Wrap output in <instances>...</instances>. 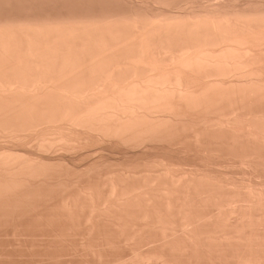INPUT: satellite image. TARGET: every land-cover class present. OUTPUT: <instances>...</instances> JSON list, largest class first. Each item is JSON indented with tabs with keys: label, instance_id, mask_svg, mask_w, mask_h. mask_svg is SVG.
<instances>
[{
	"label": "bare ground",
	"instance_id": "1",
	"mask_svg": "<svg viewBox=\"0 0 264 264\" xmlns=\"http://www.w3.org/2000/svg\"><path fill=\"white\" fill-rule=\"evenodd\" d=\"M221 137L224 142L219 145L220 143L217 144L216 141L221 142ZM209 139L212 144L210 141L208 143ZM91 141L93 142L91 143ZM157 143H162L161 146L165 144L167 145L166 148L176 150V152H183L184 155L177 157L182 159L185 156V160L182 159L185 162L190 161H186V159H194L190 157L194 151V153L202 154L201 156L205 159L202 161L200 159L202 157H198L196 154L198 158L195 157L200 159L201 164L199 165V161L197 164H188L187 162L185 164H188V167L182 163V160H179V163L182 164L175 166L173 164H179L176 163L178 161L174 160V162L172 159H168L166 162L167 158L164 159L157 155V157L151 155L154 157L142 158L143 160L137 158L139 161L133 156V160L135 159L136 162H126L124 157L121 158L123 162L115 161V159L114 161L118 162L115 168L108 167L110 166L109 161H111L107 162L108 158L105 162L109 165H104L105 162H100L101 158H98L99 160L95 159L90 161L89 165L86 164L85 169L77 166L80 167V171L76 165L72 167L70 164V162L74 163V159L78 158L77 156L81 157L84 151L87 152L86 147L88 146L92 147V150L95 149L93 148L94 145L96 148L107 145L108 149L110 144L112 147L113 145L117 146L116 149L122 145V148L127 150L128 147L135 149L139 146L148 149L152 145H158ZM101 144L102 146H100ZM20 146H24L25 149L27 147L29 150L20 151ZM221 146H224L223 149L226 147L224 149L228 158L226 160L220 159L222 158L220 152H224ZM54 151L56 153L61 151L63 157ZM62 152L65 155L68 154L70 161L66 158L68 156L64 157ZM74 152L75 154L72 155L71 153ZM49 153L54 154L50 155ZM187 154L188 156H186ZM222 154L224 155V153ZM103 156L105 155H101V157ZM107 157L109 156L107 155ZM216 157L222 161H217ZM197 159H194L193 162L195 163ZM102 160L105 159L102 158ZM130 160L132 161V159ZM171 160L174 163L169 162ZM115 162L111 164L115 166ZM202 162L208 163V165L204 164L205 167L208 166L206 169H209V165L211 168L222 166L224 169L227 167V170L229 167L240 166L242 169L244 167L250 176L248 175V178L245 176L246 180L239 178V181L235 177L237 181L233 177L225 179L223 176L215 175L213 171L216 169L212 171L210 168L212 174L209 172L210 169L205 171V167L201 166ZM233 168H230L229 171H233ZM241 168L238 167L242 170ZM243 172L245 171L243 170ZM263 172L264 0H0V210L3 211L7 206L12 207L11 205L17 207L11 210H18L19 206L28 205V202L24 201L31 192L35 194V197L41 198L43 196L41 194V196L39 194L36 196L37 192L42 193L41 190L48 192L49 190H73L72 187H75L74 190L77 189L82 192L86 190V193L88 190H92L88 194L82 193L87 195L86 198L85 196L81 197V203H86V205L81 203L79 205L83 207L80 208L81 210L84 209L82 214L79 211L81 215L86 213L85 206L89 209L86 208L88 211H91L90 213L87 212L89 214L86 213V216L84 215L86 221L89 220L92 212V217L95 215V211H92L91 207H94L96 203L95 207L100 211L96 210L100 215L96 214L99 221L108 219L106 217L109 214L116 213L117 206L121 211L124 209L121 207L129 204L131 210L137 212L136 209H138V213L144 207L143 212L141 211L139 214L141 219L142 215H147L149 210L152 216L155 214L152 217L148 212V217L152 219L147 216L143 217L145 221L141 222L150 224V228H148L147 224L141 223L147 226V228L144 227L145 232L155 228L158 231L161 227L159 231L163 230L161 235L164 232V236H166L167 227L172 222V217L175 219H173V225L177 227L171 224L169 226L171 231L167 230V232L170 231L169 234L172 232V235L167 234V232V238L159 235L162 242L160 243L161 247L159 246L156 251L154 250L155 255L159 251L164 252L170 244H173L172 247L170 246L172 249L170 254L175 261L180 256L174 255H178L179 252L181 255V251H183L182 256L187 254L185 260L190 263V259L195 260L194 255L197 257L204 255L205 258L210 257L211 259L213 257L217 264L219 262L223 264L227 256H229L227 258L229 263L224 264H231L230 261L232 260L233 264H264V180L260 181L264 178H256L264 177ZM63 175L64 177L66 175L65 178L69 180L64 179ZM85 177L87 178L83 179ZM33 190H37L36 193ZM176 190L182 191L180 194L177 192L179 196H177ZM192 190L197 191L193 192ZM46 191L45 194H48ZM99 191H106L108 194L105 193L110 197L108 199L112 200H106V194H101ZM152 191L155 193L157 191V195ZM198 191L205 193L204 196L200 194L201 199L204 198L202 202L208 201L205 202V205H210V207H206L204 204L202 206V202H199L200 197H197ZM67 192L69 191L64 192V194ZM96 192L102 195L99 194L100 197L106 199L102 200ZM172 192L177 194H174L176 195L174 196L175 200L171 196ZM188 192L189 194H187ZM219 192L225 196L222 197ZM79 193L81 194V192ZM90 193L97 195H95L96 199H92L96 203L91 200L93 194ZM152 193L161 199L154 198ZM190 193L197 196H190ZM23 194H26L24 200ZM61 194L62 197L59 199L63 198ZM82 194L80 196H83ZM147 194L154 198L151 199L154 201L153 205L150 202L151 197H147ZM180 195L185 196V198L189 197L188 201ZM241 195L242 199L245 200H242V203L247 200V204L240 205L239 201L241 200H237L239 202L237 205L236 198L241 199ZM47 197L52 198L51 195ZM47 197L44 198L47 199ZM138 198L140 201H137ZM176 199H180L184 203L178 202L179 200L176 201ZM193 199L196 201L192 203ZM198 199L199 201H197ZM156 200L157 202H155ZM28 201L30 202V200ZM71 201L73 200H70V203ZM91 201L94 203H92L93 205L90 203ZM107 201H110L109 204L103 207ZM101 202L102 204H100ZM111 202H113V207L110 205ZM137 202L144 206L142 205V208L134 207L140 206ZM185 202L190 203L191 206L189 204L188 207ZM75 203V206L70 204V206H74L69 208L71 213L75 212L72 211L77 207ZM154 203H161L158 206L161 207L162 211L168 210L167 214L163 211L165 213L160 219L168 223L167 226L163 222L166 230L156 216L158 214L160 218L161 209ZM209 203L213 205L211 206ZM233 203L236 205L234 206ZM114 204H116V209ZM148 204H151L152 209H149ZM192 204L194 205L193 209L190 208ZM217 204L219 206L217 209L219 210L218 216L224 217L225 215L224 220L219 217L217 219V222L220 221L223 226L219 222V225L216 223L217 213L211 211V207L216 208ZM29 205L31 204L29 203ZM109 205L112 209L108 208ZM174 205L175 208L177 205L176 209H173ZM197 205L200 208L205 207V211L206 208H209L206 211L208 213L205 212L206 216H202L205 215L204 212L203 214L197 213L200 211H198ZM100 206L103 209L106 208L104 212L109 210L108 214L103 212V216H106L105 219H103L101 212L103 209H99ZM63 207L66 208L64 209L67 212L70 211L67 209V204ZM24 208L26 209V207H22V211ZM36 208L38 209V207ZM125 208L127 209H125L126 211L123 210L124 213L130 215L128 206ZM157 208L161 214L156 212ZM179 208L183 209L185 213L182 209L181 212L185 216H183L184 214H182L183 217L180 216ZM194 208L197 209V212ZM93 209L95 210V208ZM144 210L147 212L145 213ZM37 212H35V216ZM169 212L172 214H170L171 218ZM186 213L188 214L186 215ZM191 213L194 218L198 217V219H191ZM6 215L4 213L1 218L6 219L4 218ZM13 215L15 216V214ZM38 215L40 216V214ZM88 215L89 217H87ZM167 216V221H165ZM139 217L136 220H140ZM9 218L11 217L9 216ZM18 218L20 217L18 216ZM26 218L30 217L27 216ZM146 219L153 220L152 223L157 220V224H161L156 225L154 223L152 225ZM40 220L42 221V219ZM56 222L54 223L56 224ZM105 222L109 223L108 220ZM179 223L180 225H178ZM92 225H94L93 222ZM153 226L154 228H152ZM124 228L126 229L125 226ZM124 228L123 232L125 231ZM131 228L134 229L135 227L132 226ZM142 228L141 225L140 231H143ZM173 229L181 232V235L178 233L177 238L171 237L170 239V236L176 234ZM205 229L208 230L209 234L204 231ZM197 230L201 233L205 232V235H201ZM173 231L175 232L174 235ZM196 234L197 238L195 237ZM135 236L137 235L135 234ZM194 237L197 239L196 241ZM128 238L131 241L132 238ZM144 238L142 237L139 241ZM183 238L186 240H182ZM125 239L127 240V238ZM175 239L176 241H174ZM198 240H202L204 244ZM171 241L173 242L171 243ZM197 241L203 246L201 244L200 246L198 244L199 247L194 246ZM176 242H180V244L186 242V245L184 243L179 248L180 244ZM126 243L131 244L130 242ZM189 244L190 246L186 247ZM229 244L233 247L236 245L234 247L236 249L233 248V250L231 245L229 248ZM157 245L159 244L157 243ZM191 246L197 248L194 249ZM220 246H226L225 249H227L225 250ZM237 246L238 251L240 248L242 249L239 251L242 255L238 251L235 252ZM183 247L187 250L190 248L191 256ZM217 247H219L218 253L222 252L220 251L222 249L225 251L218 254ZM210 248L211 251L208 252ZM161 249L163 250L161 251ZM88 250L90 249L88 248ZM232 250L235 254L232 253ZM206 251V254L209 253L210 255L205 256L204 252ZM132 253L134 256V252ZM153 253L149 257L156 258L157 255L155 256ZM216 254L219 256L214 257ZM163 255V253L158 254L160 257H164L166 254ZM168 256L170 257V255ZM168 256L165 258L169 259ZM135 257L138 256L135 255ZM220 257L224 258L221 259ZM122 259L124 258L122 257ZM167 259L162 258L160 263L167 264ZM213 259H211V263L216 264Z\"/></svg>",
	"mask_w": 264,
	"mask_h": 264
},
{
	"label": "rangeland",
	"instance_id": "2",
	"mask_svg": "<svg viewBox=\"0 0 264 264\" xmlns=\"http://www.w3.org/2000/svg\"><path fill=\"white\" fill-rule=\"evenodd\" d=\"M220 139V138H219ZM222 139V140H221ZM221 142L218 140V141H216L217 142V144H218V142L220 143L219 145H221L224 141V139L221 137ZM91 140H92V138H91ZM95 143H96V141L95 140H93ZM93 141H91V143L93 142ZM209 141H210V143H211V140L209 139L208 140V143H209ZM95 143H93V144H95ZM207 143V144H208ZM93 144H90L91 146H93ZM97 144H99V143H97ZM112 144H114V145H116L115 143H112ZM158 145H152V146H150V147H148V149H147V147H141V146H139V147H135V149H130V147H128V149L127 150H130V151H128L127 152V150L126 149H123L122 147V145H120V147H119V144H117L118 145V149H116L117 148V146H114L113 145V147H112V145L110 144V147H111V152H110V147H109V149H108V146L107 145H103L102 146V144L100 145V146H102V147H98V148H96V147H94L93 146V148H95V149H92L91 150V148L92 147H86L87 149H88V151L87 152H85L84 151V149L82 150V151H84V153H82V155H81V157H79V156H77L76 157V155H74L77 159L75 160L74 159V163L73 162H70V164L72 165V167H75V165H76V167L77 166H80V167H84V168H81V169H85L87 166H86V164H90L89 162L91 161L92 162V160L94 161L95 159L97 160L98 158L101 160L100 162H105L106 161V159H107V162L109 161V160H111V161H109V164H110V166H108L109 168L111 167H116L117 165H116V163H118V162H115V161H119V162H123V159H125L126 160V162H136V160H138L137 158H139V159H142V158H148L149 156H150V158L151 157H157V156H161L162 158H164V159H166L167 158V161L166 160H164V161H166V162H168V159H172L173 161L175 160V161H178V162H176V163H179V160L181 161L182 159H184L185 160V156H183L182 157V159L181 158H179V157H177V156H180V155H184V154H182L183 152H179V151H177L176 152V150H171V149H169V148H166V146L167 145H165L164 144V146H165V148H164V146H161V144L162 143H157ZM212 144V143H211ZM211 144H209V145H211ZM89 145V144H88ZM163 145V144H162ZM224 145V144H223ZM97 146V145H96ZM105 146H107L106 148L108 149V151H105V150H107L106 148L104 149V147ZM154 146V147H153ZM157 146V147H156ZM214 146H215V144H214ZM218 145H216V147H217ZM224 146H226V145H224ZM223 146V147H224ZM18 147V146H17ZM21 147V148H20ZM19 147V149H20V151L22 150H24L25 149V147L24 146H20ZM23 147V148H22ZM160 147V148H159ZM162 147V148H161ZM222 147V146H221ZM223 147H222V149H223ZM245 147V146H244ZM249 147V146H248ZM251 147V146H250ZM85 148V147H84ZM121 148V149H120ZM124 148H126L125 146H124ZM146 148V149H145ZM154 148V149H153ZM217 148H219V147H217ZM226 148V147H225ZM224 148V149H225ZM87 149H85V150H87ZM97 149V150H96ZM104 149V150H103ZM124 151H123V150ZM145 149V150H144ZM161 149V150H160ZM223 149V150H224ZM26 151H28L29 149H27V147H26V149H25ZM24 150V151H25ZM121 150V152H119ZM144 150V151H143ZM157 150V151H156ZM159 150V151H158ZM168 150H170L171 151V153H170V151H168ZM220 150V149H219ZM23 151V152H24ZM80 151V150H79ZM82 151H80V152H82ZM115 151V152H114ZM123 151V152H122ZM133 151V152H132ZM161 151V152H160ZM175 151V152H174ZM221 151V150H220ZM226 150H224V152L222 151V152H220L221 154L220 155H222L221 157L222 158H220V159H228L227 158V154H226V152H225ZM55 152V151H54ZM61 152V151H60ZM58 153L59 155H61V153ZM79 152V153H80ZM103 152V153H102ZM106 152V153H105ZM110 152V153H109ZM143 152V153H142ZM166 152V153H165ZM192 152V151H191ZM195 152V151H194ZM191 153V156H190V154H189V156L190 157H193L194 159H197L199 156L200 157H202L200 154H197V153ZM56 153V152H55ZM56 153V154H57ZM77 153H78V150H77ZM88 153V154H87ZM102 153V154H101ZM180 153V154H179ZM222 153H224V155L222 154ZM50 154V153H49ZM52 154H54V153H51L50 155H52ZM62 154L64 155V157H66V155L68 156V154H64L63 152H62ZM72 155L73 154H75V152L74 153H71ZM70 154V155H71ZM105 155V156H103V157H101V155ZM126 154L128 155L127 157H126ZM136 154V155H135ZM162 154V155H161ZM167 154V155H166ZM175 154V155H174ZM177 154H179V155H177ZM196 154L198 155V157L196 156ZM78 155V154H77ZM91 155V156H90ZM107 155L109 156V157H107ZM116 157H115V156ZM138 155V156H137ZM151 155H154V156H151ZM157 155V156H156ZM58 156V155H57ZM62 156V155H61ZM73 156V158H75ZM100 156V157H99ZM135 157V159L133 160V158ZM165 156V157H164ZM171 156V157H170ZM173 156V157H172ZM186 156H188V154L186 155ZM197 158H196V157ZM224 156H226V157H224ZM54 157H56L55 155H54ZM63 157V156H62ZM122 157H124L123 159H121ZM185 157V158H184ZM219 157V156H218ZM218 157H216L217 158V161H219V159H218ZM67 159L68 158H70L69 156L68 157H66ZM72 158V157H71ZM80 158V159H79ZM102 158L103 159H105V160H102ZM79 159V160H78ZM98 159V160H99ZM116 159V160H115ZM118 159V160H117ZM122 160V161H120V160ZM130 159H132V161L130 160ZM194 159H192V158H189V159H186V161L187 160H192V162H190V161H187L188 162V164H197L198 163V161L201 159L202 161H204L203 159H205L204 157H202V158H200V159H197V161L194 163L193 162V160ZM69 160V159H68ZM68 160H66V161H68ZM115 160V161H114ZM143 160V159H142ZM169 161V162H172V163H174L173 161ZM206 160H208V159H206ZM205 160V162H208V161H206ZM58 161V160H57ZM70 161V160H69ZM73 161V160H72ZM76 161V162H75ZM112 161H114L115 162V166L114 165H112V164H114V162H112ZM139 161V160H138ZM141 161V160H140ZM216 161V162H217ZM220 161H222V160H220ZM219 161V162H220ZM224 161V160H223ZM107 162H105L104 163V165L106 164H108ZM187 162H185V161H183L182 160V163L184 164V165H188V164H185V163H187ZM83 163V164H82ZM112 163V164H111ZM182 163H179V164H173V165H180V164H182ZM74 164V165H73ZM108 164V165H109ZM201 164V162L199 161V165ZM205 163H203L202 162V165L201 166H204L205 167V165H208V163L207 164H205ZM103 165V167H105ZM112 165V166H111ZM174 166V167H175ZM189 166V165H188ZM187 166V167H188ZM216 166H219V165H216ZM80 167H77V169H79ZM107 167V166H106ZM107 167V168H108ZM204 167H203V169H204ZM206 167H208V166H206ZM206 167H205V171L208 169H206ZM221 167V168H220ZM236 167V168H235ZM234 168L233 167H229L228 168V170L226 169V168H222V166H219V167H216V168H211L210 167V165H209V169L211 168L212 169V171L214 170V169H216V170H214L213 172H215V175H220L221 177L223 176V178H225V179H229V177L230 178H232L233 177V179L234 180H236L235 178H237V180L239 181L240 179L241 180H246L245 179V176H246V178H248L250 175H249V173H246V170H245V168L243 167V169L240 167V166H235ZM238 167L239 168H241L242 170H240V169H238ZM106 168V169H107ZM108 168V169H109ZM232 169L233 168V171L232 170H230L229 171V169ZM76 169V170H77ZM208 169V170H209ZM211 169L209 170V172H211ZM238 169V170H237ZM75 170V171H76ZM207 170V171H208ZM226 170V171H225ZM243 170L245 171V172H243ZM78 171H80V169L78 170ZM220 171H221V173H220ZM242 172V173H241ZM225 175V176H227V177H225L223 174ZM227 173V174H226ZM228 173H231V174H228ZM211 174H212V172H211ZM235 174V175H234ZM263 174H264V172H263ZM262 174V175H263ZM67 175V174H66ZM66 175H65V177H66ZM230 175V176H229ZM238 175V176H237ZM249 175V176H248ZM68 176V175H67ZM241 176H243V177H241ZM62 177H64V175L62 176ZM64 177V179H66V180H69L68 178H65ZM217 177V176H216ZM235 177V178H234ZM87 177H85V178H83V179H86ZM240 178V179H239ZM244 178V179H243ZM257 179H259V178H264L263 176H261V177H256ZM236 180V181H237ZM262 180H264V179H260V181H262ZM68 182V181H67ZM69 184H71V181H69ZM94 184V183H93ZM74 188L75 187H72V189L74 190ZM71 189V188H70ZM49 190V192L48 191H46V190H41L42 191V193L39 191V193L37 192L36 193V191L35 190H33L34 191V193H36V196H39L40 194L41 195H43L41 198H39V199H41L40 201H39V199L37 198V197H35L34 195L35 194H32V192H31V194L36 198H34L31 194H30V192H29V194H30V196H28L27 197V199L28 200H30V202L26 199V201H24V202H28L27 204L28 205H25V204H23V206L22 207H26V209L24 208L23 209V211H22V207H18V210H20V211H18V210H11V209H14V208H17V207H15V206H13V205H11L12 207H8V208H10V209H8L7 207H6V209H4L3 211H2V209L0 210V215H2V216H0V264H159L160 263V261H162L161 259L163 258V259H167V257L165 258V256H168V255H170V257L168 256V258L169 259H171V260H169V259H167V264H174L176 261V263L175 264H213V263H211L212 261H211V259H213V257H211V259H210V257H206V258H209V259H206L205 257H204V255H202V257H201V255H199L198 257L197 256H195L194 255V259L195 260H192V259H190L191 260V263L190 262H188L187 260H185V259H187L185 256H187V254H186V251L187 252H189V256H191V250H190V248H188L189 250H187V248H184V249H186V251H185V253L184 254H186L185 256H182V254H183V251H181V255L179 254V253H177L178 255H176L175 253V255L174 256H177V257H179L180 256V258L178 259L177 258V260L175 261V260H173L174 259V257L172 258L171 256H172V254H170L171 253V247L173 246V244L171 245L170 244V246H168L167 248H166V252L164 253V252H160L159 251V253H163L164 255V257H160V256H158V254H156L157 255V259L156 258H153V257H149V256H152V253L154 252V250L156 251V249L161 245L160 243L162 242V241H160L161 239H160V236L162 237V235L164 236V232H163V234L161 235V232L163 231H159L160 230V228L161 227H159V229H158V231H156L155 229H157V228H155V229H153V230H155V231H151L150 229L149 230H147L146 232H145V226L143 225V224H147L148 225V223H143V222H141V221H145V219L143 218L144 216H147L148 217V212L150 211H145V210H148V209H146L145 208V213L147 212V215L145 214H143L142 216V219L139 217V214H140V212L142 211V209L144 208L143 206V204H141V203H139V202H137V203H139V205L140 206H138V205H136V206H134V207H139V208H142L140 211H139V213H138V209H136L137 210V212L136 211H134V213H133V211L131 210L132 208L130 207L131 205H125V206H128V213L130 214V215H132V216H130V215H127V213L125 214L124 213V211H126L125 209H127V208H125V206H123V207H121V208H124L123 210L121 209V211L119 210V206H117V211H116V213H113L112 215H113V217H112V215L111 214H109V216L108 217H106L105 215L103 216V212H104V209L106 210V208H104L103 209V207H106L109 203L108 202H110L111 200L110 199H108V198H110V197H108L107 196V194L109 193L108 191L109 190H107V194L105 193V192H100L101 194L102 193H105L106 194V196H107V199L105 198V197H100V193H97L98 194V196L100 197V198H102V200L105 198L106 200H110V201H107L106 203V205H104L103 207H99V209L101 208V209H103V210H101V212H102V216H103V219H105L104 217H106V218H108V219H105V220H100L99 221V219H97V216H96V214L97 215H99V213L98 212H96V210L97 211H99L98 209H96V207H95V205H97V203L94 201V200H92L93 198L94 199H96V197H95V195H94V193H95V191H94V193H90V194H93L94 195V197H93V195L91 196L92 198H91V200L93 201V202H95L96 204L94 205V207H91L92 209V211H95L94 213H95V215L94 216H96L95 218L96 219H94V216L92 217V215H93V212L90 214V216L91 217H89V215L87 216V217H89V220L88 221H86V218H85V214L87 213V212H91V211H88L89 209L87 208V206H85L84 208H85V210H86V213L84 212V214L83 215H81L83 212V210L84 209H80V208H83L82 206H79L80 205V203H81V201H82V198L81 197H84L85 196V198L87 197V195H83L82 193H84V192H82V191H79V190ZM30 191H32V190H30ZM45 191L48 193V194H45ZM54 191V192H53ZM61 191H64V192H66V191H69V192H67V193H65L64 194V192H61ZM81 192V194L83 195V196H80L81 194L79 193V192ZM92 191V190H91ZM90 190H88V192H91ZM96 191H98V190H96ZM130 191H133V190H130ZM150 191V190H149ZM155 191V190H154ZM154 191H152V192H154ZM191 191V190H190ZM193 191V190H192ZM194 191H197V190H194ZM193 191V192H194ZM201 191V190H200ZM203 191H207V190H203ZM219 191H221V190H219ZM55 192H57V193H55ZM73 192H74V194H73ZM78 192V193H77ZM88 192L86 193L85 192V194H88ZM151 192V191H150ZM179 193L180 194V192H182V191H179V190H176V193ZM184 192V191H183ZM185 192H186V190H185ZM199 192V191H198ZM217 192V191H216ZM222 192H223V190H222ZM60 193H62L61 195H63V198H60L61 200H63V201H61L60 199H59V197H62V196H60ZM69 193H71L70 194V196H69ZM77 193V196H76V198L74 197L75 196V194ZM155 193V192H154ZM154 193H152V195H154ZM173 193V192H172ZM176 193H173V194H171V196H173L172 198L175 200V198H174V196H176L177 194ZM39 194V195H38ZM54 194H57V195H54ZM67 194V195H66ZM79 194V195H78ZM100 194V195H99ZM105 194H103L104 196H105ZM149 194V193H148ZM147 194V195H148ZM174 194H176V195H174ZM179 194L177 195V196H179ZM182 194V193H181ZM184 194V193H183ZM187 194H189V192L187 193ZM191 194V193H190ZM199 195L197 196L196 194L194 195V194H191L190 196H192V195H194V196H197V197H200V201H199V199L197 200V201H199V202H202V200H204V198L203 199H201L202 198V196H200V194L201 195H203L204 196V194L205 193H198ZM219 194L222 196V197H224L220 192H219ZM224 194H225V192H224ZM24 195V198L22 197V195H21V199L23 198V200L26 198L25 196H26V194H23ZM28 195V194H27ZM40 195V196H41ZM46 195V196H45ZM51 195V197L52 198H49V197H47V196H50ZM56 196V197H54V196ZM150 195V194H149ZM147 196V197H151V196ZM155 195H157V191H156V193H155ZM153 196L154 198L156 197V196ZM184 195H186V194H184ZM58 196V197H57ZM66 196V197H65ZM72 196V197H71ZM80 196V197H79ZM97 196V195H96ZM102 196V195H101ZM188 196V195H187ZM29 197H30V199H29ZM33 197V198H32ZM47 197V199H45V198ZM54 197V198H53ZM71 199H70V198ZM88 197L90 198V195H88ZM98 197V198H99ZM153 197H151L150 198V202H151V204L154 202V201H152L151 199H154ZM162 198H163V196H161ZM180 197H182V195H180ZM184 197V199L186 200L187 199V201H188V198L186 197L185 198V196H183ZM182 197V198H183ZM197 197H195V198H197ZM19 198V197H18ZM31 198L33 199L32 201H31ZM64 198H66V199H64ZM67 198H68V200H67ZM78 198H80V199H78ZM85 198H83V199H85ZM98 198H97V200H98ZM99 198V201H101V199ZM157 199L159 198V199H161L160 197H156ZM178 198V197H177ZM240 198V197H239ZM38 199V200H37ZM47 201H45V200ZM50 201H49V200ZM78 199V200H77ZM88 199V198H87ZM181 199V198H180ZM180 199H176V201H178V202H182V200L180 201ZM244 199V198H243ZM242 195H241V199H238V198H236V203L239 201V200H241V201H239L238 203L241 205V204H247V200H246V202L245 203H242ZM246 199V198H245ZM36 200V201H35ZM44 200V201H43ZM56 200V201H55ZM70 200H73V201H71V203H70ZM135 200H137V199H135ZM190 200H191V198H190ZM238 200V201H237ZM66 201V202H65ZM74 201H77L76 203L74 202ZM85 201H86V199H85ZM85 201H83V202H85ZM88 201V200H87ZM90 201V200H89ZM90 202L91 204L93 203V202ZM137 201H140L139 200V198H138V200ZM159 201H162V200H159ZM164 201V200H163ZM162 201V202H163ZM176 201H174L175 203H176ZM184 201V200H183ZM194 201H196V199H193L191 202L193 203ZM243 201H245V200H243ZM37 202V203H36ZM38 202H40V203H38ZM46 202V203H45ZM50 202V203H49ZM51 202H54L55 203V205H54V203H51ZM142 202V201H141ZM147 202V201H146ZM149 202V203H150ZM155 202H157V200L155 201ZM161 202V203H162ZM171 202V201H170ZM190 202V201H189ZM205 202H208V201H205ZM205 202L203 203L202 202V206H203V204L205 205ZM210 202V201H209ZM29 203L31 204V205H33V206H31V205H29ZM33 203V204H32ZM43 203H45V204H43ZM60 203V204H59ZM74 203L77 205V207H76V209L74 208V210H72L74 213H71V206H73L74 205ZM89 203V204H90ZM112 203L113 202H111L110 203V205H112ZM134 203H135V201H134ZM136 203V204H137ZM143 203V202H142ZM160 203V204H161ZM182 203H184V202H182ZM186 203V202H185ZM197 203V202H196ZM236 203L234 204V206L236 205ZM238 203H237V205H238ZM248 203H249V201H248ZM40 204V205H39ZM59 205V206H57V205ZM67 204V209H69L70 211V214H69V212H67V210H65L66 208L65 207H63L64 205H66ZM70 204H73V205H71L70 206ZM82 205H86V203H81ZM94 204V203H93ZM92 204V205H93ZM100 204H102V202L100 203ZM103 204H105V202H103ZM151 204H148L149 205V209L151 208L150 207V205ZM160 205V204H157V203H154V205ZM164 204H165V202H164ZM164 204H162V205H164ZM174 204V203H173ZM177 204V203H176ZM187 205H188V207H189V204L190 203H186ZM195 204V203H194ZM209 204H211V206L213 205L212 203H209ZM38 205V206H37ZM48 205V206H47ZM63 205V206H62ZM69 205V206H68ZM88 205V204H87ZM109 205V206H110ZM115 205V209H116V204H114ZM143 205V206H142ZM153 205V204H152ZM155 205V206H156ZM161 205V206H162ZM198 205H200L199 203H198ZM197 205V208L199 207ZM43 206V207H42ZM53 206H55V207H53ZM75 206V205H74ZM73 206V207H74ZM99 206V205H98ZM97 206V207H98ZM142 206V207H141ZM173 206V205H172ZM190 206H191V204H190ZM206 206V205H205ZM209 207H210V205H208ZM208 206H206V207H208ZM231 206V205H230ZM31 207V208H30ZM36 207H38V209L36 208ZM40 207V208H39ZM48 207V208H47ZM57 207V208H56ZM61 207V208H60ZM73 207H72V209H73ZM79 207V208H78ZM88 207H90V206H88ZM112 207H113V205H112ZM133 207V208H134ZM146 207V206H145ZM165 207V206H164ZM179 207V206H178ZM193 207H194V205L192 204V207H190V208H192L193 209ZM214 207V206H213ZM213 207H211V211L212 212H215V213H217L216 215V223H220V225H222L223 226V223H221L220 221H218L217 222V219H222V220H224L223 218L225 217V215H224V217H222V215L219 217L218 216V212H219V210H217L218 209V204L216 205V211L214 210V208ZM20 208V209H19ZM33 208V209H32ZM43 208H44V210H43ZM59 208V209H58ZM65 208V209H64ZM78 208V209H77ZM93 208H95V210L93 209ZM109 209H112L111 208V206L110 207H108ZM148 208V207H147ZM158 208H160L161 209V207H159L158 206ZM157 208V210H156V212L157 213H159L160 212V210ZM163 208V207H162ZM175 208V205H174V207H173V209ZM176 208H177V205H176ZM175 208V209H176ZM183 209H184V207H182ZM181 208V209H182ZM204 208L205 207H199V209H198V211L199 212H197V209L196 208H194V210L196 209V212L197 213H202L203 214V212H204V214H205V212L209 209H207L206 208V211L204 210ZM35 209V210H34ZM46 209H47V211H46ZM57 209V210H56ZM65 211H64V210ZM152 209V208H151ZM164 209V208H163ZM181 209L179 208L178 210H179V212H180V216L181 217H183V216H185V212L183 211V209H182V211L184 212H181ZM192 209H189V210H192ZM7 210H9L8 211V213H7ZM31 211V213H30V211ZM38 212H37V211ZM40 210H42V211H40ZM52 210V211H51ZM55 210V212H53ZM77 210V211H76ZM185 210V209H184ZM202 210V211H201ZM204 210V211H203ZM29 212V214H28V212ZM79 211H80V213H79ZM109 210H107V211H105L106 212V214H108L107 212H108ZM115 211V210H114ZM120 211V212H119ZM123 211V212H122ZM132 211V212H131ZM163 211H165L166 212V214H167V212H168V210L166 211V209L165 210H163ZM162 211V209H161V212H162V215L160 216V218H159V215L157 214L156 216L158 217V220H160L161 219V217L163 216V213H165V212H163ZM193 211V210H192ZM9 212H12V213H9ZM15 212V213H14ZM17 212V213H16ZM20 212V213H19ZM23 212V213H22ZM35 212H37L36 213V216H35ZM50 214H49V213ZM53 212V213H52ZM68 214H67V213ZM100 212V211H99ZM105 212H104V214H105ZM113 212V211H112ZM119 212V213H118ZM143 212V211H142ZM161 212L159 213V214H161ZM172 212V211H171ZM175 212H177L176 210H175ZM211 212V213H212ZM5 213V215L6 216H8V217H6V216H4V218H6V219H2L1 217H3V214ZM22 213V214H21ZM25 213V214H24ZM33 213V214H32ZM62 213H63V215H62ZM77 215H76V214ZM89 213H87V214H89ZM110 213V212H109ZM120 213H122V214H120ZM124 213V214H123ZM132 213V214H131ZM137 213V214H136ZM154 213H155V211H154ZM174 213V212H173ZM188 213H190L189 211H188ZM188 213H186V215L188 214ZM193 213V212H192ZM191 213V219H193L194 217H193V214ZM208 212H206V214H207ZM210 213V214H211ZM13 214H15V216L13 215ZM38 214H40V216L38 215ZM48 214V215H47ZM74 214V215H73ZM119 214V215H118ZM149 214L152 216V213L151 212H149ZM170 212H169V217L171 218L172 216H170ZM175 214V213H174ZM182 214H184L183 216H182ZM202 214H200V215H202ZM206 214L205 215H202L203 217L204 216H206ZM30 215H32V216H30ZM54 215H55V217H57L58 216V218H55L54 217ZM57 215V216H56ZM85 215V216H84ZM126 216L125 218H124V216ZM155 215V214H154ZM153 215V216H154ZM172 215V214H171ZM176 215V214H175ZM175 215H173V216H175ZM178 215V214H177ZM190 215V214H189ZM195 215V214H194ZM198 215V214H197ZM199 215V217L201 218V216ZM9 216L11 217V218H9ZM17 216V217H16ZM18 216L20 217V218H18ZM30 217V218H26V217ZM33 216H35V217H33ZM37 216H38V218H37ZM45 216H46V218H45ZM53 218H51V217ZM68 216V217H67ZM74 216H76V217H74ZM80 218H79V217ZM100 216V215H99ZM115 216V217H114ZM118 216H120L121 218H119ZM128 216V217H127ZM139 217V219L140 220H136V219H138V217ZM152 216V217H153ZM166 216V215H165ZM164 216V217H165ZM208 217H209V215H207ZM16 217V218H15ZM41 217H43V218H41ZM49 217V218H48ZM66 217V218H65ZM71 217V218H70ZM75 218V220H74V218ZM84 218V220H83V218ZM109 217H112V218H109ZM129 217H130V219H129ZM133 217V218H132ZM147 217H145V218H147ZM157 217H155V219H157ZM219 217V218H218ZM222 217V218H221ZM14 218V219H13ZM18 218V219H17ZM34 218V219H33ZM45 218V219H44ZM55 218V219H54ZM64 218H65V220H64ZM79 220H78V219ZM99 218V217H98ZM116 218H118V219H116ZM123 218H124V220H123ZM128 220H127V219ZM133 219V221H132V219ZM135 218V219H134ZM148 218H151V217H148ZM168 218V216L165 218V221H167L166 219ZM175 218H176V216H175ZM178 218V217H177ZM180 218V217H179ZM196 219H198V217H195ZM195 218H194V220H195ZM8 219V220H7ZM11 219V220H10ZM23 219V220H22ZM37 219H42V221L40 220V222H38L39 220H37ZM48 219H49V221H48ZM53 221H52V220ZM70 219V220H69ZM71 219H72V221H71ZM91 219H93V220H91ZM101 219V218H100ZM113 219V220H112ZM152 219V218H151ZM154 219V218H153ZM154 219V220H155ZM173 217H172V219H171V221L172 222H170L171 224H172V226H175V227H177L176 225H173ZM182 219V218H181ZM2 220V221H1ZM17 220V221H16ZM74 220V221H73ZM94 220H96L97 222H99V223H97L96 221H94ZM108 220V222L109 223H107V222H105V221H107ZM112 220V221H111ZM122 221V222H119V221ZM126 220H127V222H126ZM138 221V222H135V221ZM146 220H149V219H146ZM163 220V219H162ZM162 220H160L161 221V223H163L164 221H162ZM175 220V219H174ZM221 220V221H222ZM10 222L11 224H9L8 222ZM20 221V222H19ZM24 221H26L25 223H24ZM44 221H47V222H44ZM55 221H57L56 222V224L54 223ZM82 221V222H81ZM85 221V222H84ZM103 221V222H102ZM115 221V222H114ZM133 223H132V222ZM150 221V220H149ZM152 221L153 220H151L150 222H151V224L152 225H154V223H156V225H160L161 223H160V221H159V223L160 224H157L158 223V221L156 220V222H153L152 223ZM176 221H177V219H176ZM181 221V220H180ZM6 222V223H5ZM16 222V223H15ZM17 222H19V223H17ZM41 222H42V224H41ZM44 222V223H43ZM67 222V223H66ZM73 222V223H72ZM75 222V223H74ZM84 222V223H83ZM88 222V223H87ZM92 222H93V224L94 225H92ZM130 222V223H129ZM147 222V221H146ZM149 222V223H150ZM224 222V221H223ZM4 223V224H3ZM60 223H61V225H60ZM65 223V224H64ZM72 223V224H71ZM79 223V224H78ZM86 223H87V225H88V227H87V225H86ZM91 223V224H90ZM97 223V224H96ZM122 223H124V224H126V225H129L128 227L126 226V225H123ZM138 223V224H137ZM141 223H143V224H141ZM164 223H166V222H164ZM164 223H163V225H164ZM175 223V222H174ZM219 223H218V225H219ZM13 224V225H12ZM16 224V225H15ZM23 224V225H22ZM41 224V225H40ZM53 224V225H52ZM57 224H59V225H57ZM73 224H74V226H73ZM103 224V225H102ZM106 224V225H105ZM109 224V225H108ZM113 224V225H112ZM116 224V225H115ZM136 224V225H135ZM171 224L169 225V226H171ZM176 224V223H175ZM21 225V226H20ZM26 225V226H25ZM47 226V228H46V226ZM56 225V226H55ZM76 225V226H75ZM78 225V226H77ZM83 225V226H82ZM96 225H97V227H96ZM105 225V226H104ZM111 225V226H110ZM138 225V226H137ZM141 225H142V227L144 228H142V230L144 231H140L141 230ZM150 225V224H149ZM149 225H148V228H150L149 227ZM165 225H167L168 226V223H166ZM164 225V226H165ZM178 225H180V223L178 224ZM217 224H216V226L219 228V226H218ZM12 228H11V227ZM20 226V227H19ZM29 226V227H28ZM36 226V227H35ZM60 226V227H59ZM68 226V227H67ZM70 226V227H69ZM80 226V227H79ZM99 226V227H98ZM100 226H101V228H100ZM110 226V227H109ZM113 226V227H112ZM116 226V227H115ZM124 226L126 227V229L124 228ZM135 227L134 229L133 228H131V227ZM140 226V228H138ZM169 226L167 227V230L169 229ZM207 226V225H206ZM212 226V225H211ZM211 226H208V227H211ZM221 226V227H222ZM5 227V228H4ZM9 229H7V228ZM24 227V228H23ZM40 227H41V229H40ZM45 227V228H44ZM54 227V228H53ZM64 227V228H63ZM78 227V228H77ZM121 227V228H120ZM163 227V226H162ZM175 227H174V229H175ZM204 227V226H203ZM35 228V229H34ZM50 228V229H49ZM70 228V229H69ZM93 228V229H92ZM113 230H112V229ZM119 228V230H117ZM123 228H124V232H123ZM128 228V229H127ZM146 228H147V226H146ZM152 228H154V226L152 227ZM166 228V226L164 227V229ZM171 228V227H170ZM206 228V227H205ZM214 228V227H213ZM2 229V230H1ZM4 229V230H3ZM38 229V230H37ZM69 229V230H68ZM133 231H132V230ZM173 229V230H174ZM178 229H179V226H178ZM200 229V228H199ZM204 229V228H203ZM206 229H208V228H206ZM206 229L204 230L206 233H208V230L206 231ZM12 230V231H11ZM19 230V231H18ZM79 230V231H78ZM83 230V231H82ZM90 230V231H89ZM111 230V231H110ZM122 230V231H121ZM127 230V231H126ZM166 230V229H165ZM164 230V231H165ZM167 230H166V232H167ZM170 230V229H169ZM201 230H202V227H201ZM210 230V229H209ZM211 230H212V228H211ZM89 231V232H88ZM92 231H93V233H92ZM115 231V232H114ZM137 231H139L138 233H137ZM171 231V230H170ZM170 231H168L167 232V234H169V232ZM174 231H176V230H174ZM173 231V235L175 234V232ZM198 231V230H197ZM8 232V233H7ZM12 232V233H11ZM23 234H22V233ZM66 232V233H65ZM83 232V233H82ZM113 232V233H112ZM118 232V233H117ZM128 234H127V233ZM132 232V233H131ZM150 232V233H149ZM166 232H165V235L167 236V234H166ZM198 232H200L201 233V231H198ZM205 232H203V233H201V235L203 234V235H205L204 233ZM83 235H82V234ZM88 233V234H87ZM108 233V234H107ZM119 234V236H117V234ZM122 233V234H121ZM124 233V234H123ZM140 233H141V235H140ZM146 233H149L148 235L146 234ZM172 233V232H171ZM169 234V235H172V234ZM180 234L181 232H177L176 231V234L174 235V236H170V239H171V237H175V238H177L176 237V235L177 234ZM114 234V235H113ZM116 234V235H115ZM129 234H132V235H130L129 236ZM135 234L138 236L139 235V237H137V236H135ZM142 234H144V235H142ZM151 234V235H150ZM157 234H158V236H157ZM209 234V233H208ZM58 235V236H57ZM89 235V236H88ZM100 235V236H99ZM120 235H122V236H120ZM124 235H125V237H124ZM147 235V237L146 238H144L145 236ZM181 235V234H180ZM200 235V234H199ZM21 236V237H20ZM32 236V237H31ZM55 236V237H54ZM85 236V237H84ZM87 236H88V238H87ZM141 236V237H140ZM156 236V237H155ZM166 236H164V237H166ZM11 237V238H10ZM44 237V238H43ZM52 237V238H51ZM62 237V238H61ZM72 237V238H71ZM100 237V238H99ZM124 239H123V238ZM128 237H131L133 240H135V241H133L132 239H131V241H130V239L128 238ZM133 237H137V238H133ZM144 238V239H142V240H140L139 241V239H141V238ZM169 237V236H168ZM182 237V236H181ZM181 237L179 238V240L181 239ZM196 238H197V234H196V236H195ZM194 237V239H195V241L197 240L196 238ZM199 237V236H198ZM201 237V236H200ZM36 238H37V240H36ZM48 238V239H47ZM90 238V239H89ZM97 238V239H96ZM125 238H127V240H129V241H127ZM153 238V239H152ZM159 238V239H158ZM167 238V237H166ZM264 238V237H263ZM73 239V240H72ZM95 239V240H94ZM103 239V240H102ZM146 239V240H145ZM148 239V240H147ZM170 239H168V240H170ZM185 238H183L182 240H184ZM194 239H193V242H194ZM201 239V238H200ZM67 240V241H66ZM92 240V241H91ZM146 242H145V241ZM154 240V241H153ZM163 240V239H162ZM166 240V239H165ZM164 240V241H165ZM167 240V241H168ZM178 240V239H177ZM178 240V241H179ZM186 240V239H185ZM84 241V242H83ZM97 241V242H96ZM99 241V242H98ZM130 242L131 244H129V243H126V242ZM136 241H137V244H136ZM158 241H160V242H158ZM174 241H176V239L174 240ZM199 242H201L202 243V240H198ZM198 241H197V243L194 245V243L192 244V245H194V246H196L197 245V247H199L200 246V244L201 243H198ZM139 242V243H138ZM140 242H141V244H140ZM169 242V241H168ZM173 241H171V243H172ZM181 242V241H180ZM180 242L179 243H177V244H180ZM188 242V241H187ZM190 243H191V240L189 241ZM80 243H81V245H80ZM123 243V244H122ZM153 245H152V244ZM157 243L159 244V245H157ZM164 243V242H163ZM163 243H162V245H163ZM166 243V242H165ZM164 243V244H165ZM170 243V242H169ZM184 243H185V245H186V242H183V243H181L178 247L180 248V246H182V244L184 245ZM32 244V245H31ZM99 244V245H98ZM103 246H102V245ZM134 244V245H133ZM140 244V245H139ZM155 244V245H154ZM198 244H199V246H198ZM202 244H204V243H202ZM201 244V245H202ZM137 245V246H136ZM143 245H145V246H143ZM151 245H152V247H151ZM167 245V244H166ZM176 245V244H175ZM231 244H229V248H231V246H232V249L236 246H234L233 247V245H231ZM80 246H81V248H80ZM131 246V247H130ZM139 246V247H138ZM188 246H190V244L189 245H187L186 247H188ZM203 246V245H202ZM205 246V245H204ZM18 247H20V248H18ZM133 247V248H132ZM156 247V248H155ZM161 247V246H160ZM165 247V246H164ZM177 247V248H178ZM192 247V246H191ZM196 247V248H197ZM206 248L208 247V246H205ZM220 247H222V246H220ZM225 247L226 246H223L222 248H224L225 249ZM28 248V249H27ZM88 248L90 249V250H88ZM128 248V249H127ZM132 250H134V251H132ZM162 248H163V246H162ZM176 248V249H177ZM192 248H194V249H196L195 247H192ZM206 248H204V249H206ZM209 248V247H208ZM218 248L219 247H217V253H218ZM138 249V250H137ZM150 249V250H149ZM165 249V248H164ZM168 249V250H167ZM176 249H175V251H176ZM214 249L216 250V248L214 247ZM221 249V248H220ZM227 249V248H226ZM225 249V250H226ZM234 249H236V248H234ZM233 249V250H234ZM238 246H237V250H235V252L236 251H238ZM86 250H88V251H86ZM159 250H160V248H159ZM163 249H161V251H162ZM170 250V251H169ZM180 250V249H179ZM193 250V249H192ZM203 250V249H202ZM212 250H213V248H212ZM225 250H220V251H222V252H224ZM232 250V253H234V251ZM94 251V252H93ZM137 252V254H136V252ZM174 251V250H173ZM172 251V252H173ZM198 251V250H197ZM209 251H211V248L210 249H208V252ZM230 250H228V252H229ZM239 251H242V249L240 248V250ZM238 251V252H239ZM132 252H134V254L136 255V256H138V257H135V255L133 256V253ZM140 252V253H139ZM194 252H196V251H194ZM199 252V251H198ZM198 252H196L197 254H198ZM200 252H201V249H200ZM213 252H214V250H213ZM216 252V251H215ZM222 252H219L220 254H222ZM231 252V251H230ZM91 253V254H90ZM130 253H131V255H130ZM167 253H168V255H167ZM207 253V251L206 252H204V254H206ZM218 253V254H219ZM237 253V252H236ZM239 253H241V252H239ZM95 254V255H94ZM193 254V253H192ZM201 254V253H200ZM212 254V253H211ZM214 254V253H213ZM212 254V255H213ZM218 254H216V255H214V257H217V256H219ZM231 253H229V255H230ZM235 254V253H234ZM234 254H233V257H234ZM250 254V253H249ZM120 255V256H119ZM129 255H130V257H129ZM153 255H155L154 253H153ZM155 255V256H156ZM207 255H210L209 253L208 254H206L205 256H207ZM232 255V254H231ZM236 255H240V254H236ZM241 255H242V253H241ZM154 256V257H155ZM223 256V255H222ZM226 256V255H225ZM224 256V257H225ZM122 257L124 258V259H122ZM224 257H222V258H224ZM231 257V256H230ZM239 256H237V259H239L238 258ZM242 257V256H241ZM88 258V259H87ZM131 258H133V259H135V260H133V259H131ZM148 260H147V259ZM161 258V259H160ZM201 258V259H200ZM219 258V257H218ZM217 258V259H218ZM221 258V257H220ZM221 258V259H222ZM227 258H229V256H227ZM227 258H226V260L224 259V262L222 261V260H220L221 262H223V264L224 263H226L227 262ZM235 259H236V256L234 257ZM121 259V260H120ZM152 259H154V261L152 262V260L150 261V260ZM160 259V260H159ZM176 259V258H175ZM189 259V258H188ZM133 260V261H132ZM168 260H169V263H168ZM180 260H182V261H180ZM185 260V261H184ZM209 260V261H208ZM214 261H215V259H213ZM218 260V261H219ZM120 261H122V262H124V263H122V262H120ZM127 261V262H126ZM130 261V262H129ZM132 261V262H131ZM159 261V262H158ZM164 261V260H163ZM208 261V262H207ZM233 261V260H232ZM232 261H230L231 262V264H233L232 263ZM235 261V260H234ZM113 262V263H112ZM120 262V263H119ZM146 262V263H145ZM149 262V263H148ZM193 262V263H192ZM195 262V263H194ZM161 263H163V262H161ZM160 263V264H161ZM165 263V262H164ZM214 263H216L217 264V261H215ZM227 263H229V262H227ZM166 264V263H165ZM218 264H220V262L218 263Z\"/></svg>",
	"mask_w": 264,
	"mask_h": 264
}]
</instances>
